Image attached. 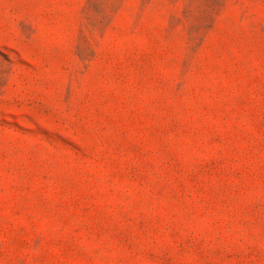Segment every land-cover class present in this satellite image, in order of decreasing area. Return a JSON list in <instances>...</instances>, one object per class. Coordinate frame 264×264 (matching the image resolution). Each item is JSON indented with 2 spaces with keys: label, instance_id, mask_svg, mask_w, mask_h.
<instances>
[{
  "label": "rangeland",
  "instance_id": "rangeland-1",
  "mask_svg": "<svg viewBox=\"0 0 264 264\" xmlns=\"http://www.w3.org/2000/svg\"><path fill=\"white\" fill-rule=\"evenodd\" d=\"M0 264H264V0H0Z\"/></svg>",
  "mask_w": 264,
  "mask_h": 264
}]
</instances>
